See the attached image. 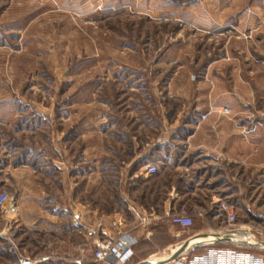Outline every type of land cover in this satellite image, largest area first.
Segmentation results:
<instances>
[{"label":"rangeland","instance_id":"obj_1","mask_svg":"<svg viewBox=\"0 0 264 264\" xmlns=\"http://www.w3.org/2000/svg\"><path fill=\"white\" fill-rule=\"evenodd\" d=\"M255 1L264 2L0 0V191L19 210L17 220L0 213V264L18 255L37 264H73L79 245L92 249L85 235L99 217L120 216L134 228L142 216L135 207L148 188L161 187L152 196L162 202L167 179L162 186L147 182L143 167L163 170L165 119L201 117L209 108V115L232 113L213 105L198 112L195 90L228 84V50L256 44L250 30L230 21L234 13L258 11L240 8ZM214 61L221 65L213 67ZM262 111L264 105L252 113L264 120ZM189 172L195 193L218 194L236 216L229 223L213 208L192 219V227L207 223L243 245L264 241V172L235 178L228 170L215 176L209 167ZM170 225L168 218L158 220L152 240L137 241L127 264L145 262L147 250L169 240L171 229L179 231ZM168 251L157 249L160 258L147 263L172 264Z\"/></svg>","mask_w":264,"mask_h":264},{"label":"crops","instance_id":"obj_2","mask_svg":"<svg viewBox=\"0 0 264 264\" xmlns=\"http://www.w3.org/2000/svg\"><path fill=\"white\" fill-rule=\"evenodd\" d=\"M240 8L248 10L259 8L254 13L252 11L242 12L241 15L234 13L230 20L240 30H250L249 38L255 36L257 42L255 45L247 42L250 46L239 51L228 50L230 57L228 84L218 82L198 84L193 102L195 110L200 113L210 105L216 108L228 107L232 113L229 115L214 113L204 119H201L200 115L186 113L171 114L166 117V128L160 135L161 141L169 147L163 161V170L144 176L147 182L155 180L160 183L161 180L167 179L166 191L161 202L157 197L154 199L152 196L159 194L161 187L160 189L159 186L155 189L148 188L146 196L136 205V214L137 210L140 211V215L149 214L152 218L151 224H154L153 226L138 225L132 229L139 245L152 240L156 222L167 218L168 215L185 214L194 220L197 217H208L213 208L221 214L217 203L221 198L218 194L211 192L210 197V195L195 193L196 187H193L190 177L188 178L190 169L209 167L216 170L215 176L218 177L228 170L227 176L232 178H235L238 172L241 175L257 171L264 172V120L255 117L252 113L254 107L264 105V2L255 1ZM208 20L211 21V19ZM212 21L214 24L221 23L220 18H213ZM216 63L218 62L212 63L213 67L221 65ZM182 88L184 89H182V95L191 97L190 90L187 92L184 87ZM185 128L189 131L183 136L180 133ZM198 157L200 160L193 159ZM160 184L162 186V183ZM170 226L180 229L176 233H173L171 229L172 236L169 240L147 250L145 255L148 258L145 260L156 255L157 249L169 250L166 254L171 255L178 249L177 246L187 242L190 244V251L194 252L202 245H198L197 241L223 234L220 228H214L207 223L200 227L188 228ZM179 232H192V234L187 238H180ZM137 249L139 253L140 248L137 247Z\"/></svg>","mask_w":264,"mask_h":264},{"label":"built area","instance_id":"obj_3","mask_svg":"<svg viewBox=\"0 0 264 264\" xmlns=\"http://www.w3.org/2000/svg\"><path fill=\"white\" fill-rule=\"evenodd\" d=\"M213 112L209 108L202 113L201 118H206ZM221 113H228V108H224ZM264 116V111L261 112ZM144 175H152L157 172V167L152 163H147L143 167ZM218 209L223 213L229 223L235 220V208L227 202H219ZM0 213L8 220L19 218L18 204L14 197L6 191H0ZM171 225L188 228L192 225V217L185 214H172L167 216ZM152 222L151 216L142 214L139 225L147 226ZM127 228L122 217L101 216L92 227H88L86 237L91 240L92 249L87 250L86 246L79 245L76 248L77 256L74 258L76 264H127L133 254L137 236ZM231 232V230H230ZM198 253L190 251L189 242L176 255L170 256L172 264H264V255L252 249H264V241L255 240L251 245L235 243V236L232 233H223L212 236L211 239L199 240L196 243L203 245ZM216 241L220 244H216ZM183 244V243H182ZM177 246L176 248H179ZM252 246V247H250ZM7 264H37V260L29 256H15Z\"/></svg>","mask_w":264,"mask_h":264},{"label":"water","instance_id":"obj_4","mask_svg":"<svg viewBox=\"0 0 264 264\" xmlns=\"http://www.w3.org/2000/svg\"><path fill=\"white\" fill-rule=\"evenodd\" d=\"M186 245H187V243L181 244V246L172 254V256H176ZM149 261L150 260H145V262H141V264H149V263H147Z\"/></svg>","mask_w":264,"mask_h":264},{"label":"bare ground","instance_id":"obj_5","mask_svg":"<svg viewBox=\"0 0 264 264\" xmlns=\"http://www.w3.org/2000/svg\"><path fill=\"white\" fill-rule=\"evenodd\" d=\"M175 252V251H174ZM173 252V253H174ZM160 258V257H159ZM158 257H156L155 255H154V257H151L149 260H150V262H155V260H158L159 259Z\"/></svg>","mask_w":264,"mask_h":264},{"label":"trees","instance_id":"obj_6","mask_svg":"<svg viewBox=\"0 0 264 264\" xmlns=\"http://www.w3.org/2000/svg\"><path fill=\"white\" fill-rule=\"evenodd\" d=\"M145 156H146V155L142 156L141 158H147V157H148V156H147V157H145ZM136 161H137V163H138V162H140V161H142V160H139V161H138V159H137ZM134 163H136V162H134ZM87 244H88V243H87ZM8 261H9V260H8ZM40 264H41V263H40ZM42 264H45V263H42ZM73 264H76V263L73 262Z\"/></svg>","mask_w":264,"mask_h":264}]
</instances>
